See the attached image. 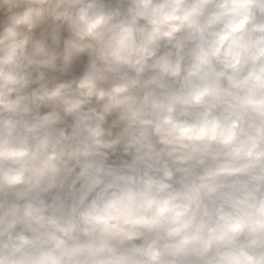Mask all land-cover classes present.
<instances>
[{"label":"clouds","instance_id":"9594fccd","mask_svg":"<svg viewBox=\"0 0 264 264\" xmlns=\"http://www.w3.org/2000/svg\"><path fill=\"white\" fill-rule=\"evenodd\" d=\"M0 264H264V0H0Z\"/></svg>","mask_w":264,"mask_h":264}]
</instances>
